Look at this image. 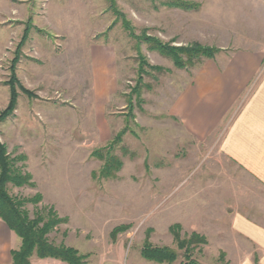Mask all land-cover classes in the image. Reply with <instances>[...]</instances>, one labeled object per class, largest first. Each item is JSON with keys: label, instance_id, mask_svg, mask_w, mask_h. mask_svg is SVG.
Returning <instances> with one entry per match:
<instances>
[{"label": "rangeland", "instance_id": "rangeland-1", "mask_svg": "<svg viewBox=\"0 0 264 264\" xmlns=\"http://www.w3.org/2000/svg\"><path fill=\"white\" fill-rule=\"evenodd\" d=\"M176 1L0 0V113L13 65L32 92L17 85L16 109L0 124V142L12 158L25 156L16 165L34 182L8 192L17 200L41 194L22 209L35 218L53 208L64 221L47 237L86 254L87 264H235L229 215L264 224V186L221 148L249 91L208 136L170 113L203 66L264 51V0ZM148 37L217 52L178 67ZM106 161V173L120 162L115 176L104 175ZM175 232L190 245L181 248ZM20 243L0 219V254L9 258ZM146 243L169 247L175 260L144 257ZM32 264L50 263L34 255Z\"/></svg>", "mask_w": 264, "mask_h": 264}, {"label": "crops", "instance_id": "crops-1", "mask_svg": "<svg viewBox=\"0 0 264 264\" xmlns=\"http://www.w3.org/2000/svg\"><path fill=\"white\" fill-rule=\"evenodd\" d=\"M263 64L264 51L258 48L231 53L221 67L203 66L180 90L170 113L192 134L208 136L249 91L224 131L221 148L228 159L264 186ZM229 217L233 236L230 258L237 256L235 264H264V224L238 211ZM10 252L9 258L0 254V264L11 263ZM41 259L61 264L55 258Z\"/></svg>", "mask_w": 264, "mask_h": 264}, {"label": "trees", "instance_id": "trees-1", "mask_svg": "<svg viewBox=\"0 0 264 264\" xmlns=\"http://www.w3.org/2000/svg\"><path fill=\"white\" fill-rule=\"evenodd\" d=\"M171 4L175 6L193 8L194 3L183 2L182 0H177ZM27 33L23 36L21 43H23L25 38H27ZM147 40L152 41L156 49H158L162 54L171 57L178 67L187 66V62L190 65H194L196 58L205 56L208 58H213L217 52L216 49L211 47H203L199 45H193L192 47L183 46H170L164 44L160 41L155 40L152 37H148ZM182 54H185L187 61L183 59ZM15 62V61H14ZM146 61L143 59L140 72H143V66L146 65ZM11 76L10 86V100L7 107L0 113V124L9 115L13 113L16 109L18 101V91L17 85L22 88V90L29 95L32 93L18 81V78L14 72ZM141 82V79L139 80ZM121 135L117 136L120 139ZM25 160V156H21L18 159L12 158L10 153L7 151L5 144L0 142V219L14 232L18 237L21 238V245L17 249L11 250V263L10 264H31V257L37 255L40 258H55L66 262L68 264H87L86 254H82L77 248L73 246H67L65 244H55L49 240L47 234L53 230L58 224H60L64 219L57 216L56 211L53 208L48 209V216L42 213H37L35 218H30L27 210L22 209L23 202H39L42 199V195L38 194L32 198L25 200H17L11 196L8 192V185L12 184L14 186H33L32 175L29 172L23 170V166L18 167L16 164L18 160ZM110 166L109 161H106L103 173L105 176H115V172L121 166L120 162L115 170L110 173L107 172V168ZM176 228L179 225L174 226ZM194 238H198L195 234ZM175 236L178 245L183 248L187 245L186 241H181L177 232ZM200 237V236H199ZM200 238L203 237L201 236ZM142 254L144 257L155 260L160 263L171 262L175 260L176 254L169 247H159L151 243H146L142 249ZM185 264H200L194 259H189Z\"/></svg>", "mask_w": 264, "mask_h": 264}]
</instances>
